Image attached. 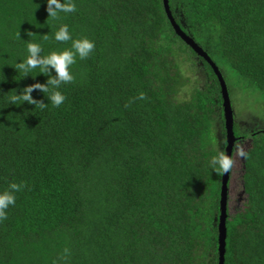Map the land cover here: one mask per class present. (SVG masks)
I'll use <instances>...</instances> for the list:
<instances>
[{
    "label": "trees",
    "instance_id": "1",
    "mask_svg": "<svg viewBox=\"0 0 264 264\" xmlns=\"http://www.w3.org/2000/svg\"><path fill=\"white\" fill-rule=\"evenodd\" d=\"M75 3L53 19L46 0H0V192L21 185L0 217V264H219L223 170L211 158L227 138L217 75L176 34L163 0ZM168 4L199 46L214 31L203 50L264 95V0ZM61 24L95 41L60 85L65 101L14 105L16 91L47 80L39 66L16 69L27 42L41 55L70 48L54 39ZM193 57L203 87L187 76ZM31 94L46 103L49 93ZM233 129V152L242 139L251 147L244 208L230 215L227 205L224 264H264V130Z\"/></svg>",
    "mask_w": 264,
    "mask_h": 264
},
{
    "label": "clouds",
    "instance_id": "2",
    "mask_svg": "<svg viewBox=\"0 0 264 264\" xmlns=\"http://www.w3.org/2000/svg\"><path fill=\"white\" fill-rule=\"evenodd\" d=\"M75 0H46V11L48 17L53 19L59 18L61 13H69L76 10ZM47 39V36H45ZM54 39L57 41H69L71 40V47L65 48L61 51H51L47 55H41L42 45L38 42L29 40L27 42V56L18 61L16 69L23 70L27 73L29 70L39 66L40 74H44L47 77L45 83L36 82L27 85L22 91H16L11 97L10 101L16 105L27 102L30 105H39L41 108H45L50 101L52 105H61L66 97L62 91L59 90L62 83L71 82L74 80V75L71 70V66L75 63L77 55L83 59L87 57L90 52L95 48V41L87 37L73 38L72 33L69 31L68 24H61L54 32ZM54 73V74H53ZM34 89H39L44 94L49 93L47 102L43 100H37L32 96ZM143 93L140 94L141 98ZM213 166L218 165L219 169L227 171L233 161L229 155L221 152L219 155L211 158ZM20 184L15 182L9 185V189L0 192V217L6 215L5 209L9 205L15 203V191L19 190Z\"/></svg>",
    "mask_w": 264,
    "mask_h": 264
},
{
    "label": "rangeland",
    "instance_id": "3",
    "mask_svg": "<svg viewBox=\"0 0 264 264\" xmlns=\"http://www.w3.org/2000/svg\"><path fill=\"white\" fill-rule=\"evenodd\" d=\"M213 32L208 29L206 41H202L200 44L202 43L206 48L211 47L213 43L215 44ZM211 54L225 78L237 132L239 134H251L257 130H264V95L262 91L255 85L249 84L243 76L232 70L217 52L211 51ZM193 62L185 65L190 84L203 87L206 82L203 66L196 58L193 59ZM215 133L220 141L223 137L221 124L216 125ZM250 147L251 139H242L237 142L233 152L227 203L230 215L241 211L247 199L243 190L242 176L244 173V153Z\"/></svg>",
    "mask_w": 264,
    "mask_h": 264
},
{
    "label": "water",
    "instance_id": "4",
    "mask_svg": "<svg viewBox=\"0 0 264 264\" xmlns=\"http://www.w3.org/2000/svg\"><path fill=\"white\" fill-rule=\"evenodd\" d=\"M165 10L167 16L178 36L187 43L199 56L203 57L213 68L215 74L217 75L222 91L223 97V107H224V116H225V127H226V138H227V145L225 148V154L229 155L232 159V153L234 149L235 142L237 140L234 134V117L231 107V102L228 94L227 85L225 80L222 76L217 65L213 62V60L209 57V55L203 50L201 46H199L195 40L188 36L181 27L176 23L173 15L170 11L168 0H163ZM231 168V167H230ZM230 168L225 172L223 171L222 176V189H221V200H220V221H219V264H224V255H225V246H226V217H227V197H228V181L230 178Z\"/></svg>",
    "mask_w": 264,
    "mask_h": 264
}]
</instances>
